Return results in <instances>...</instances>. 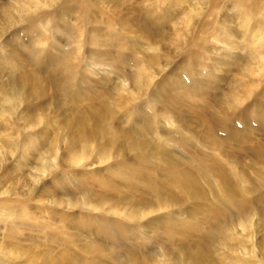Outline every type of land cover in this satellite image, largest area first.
Masks as SVG:
<instances>
[{"label": "rangeland", "instance_id": "obj_1", "mask_svg": "<svg viewBox=\"0 0 264 264\" xmlns=\"http://www.w3.org/2000/svg\"><path fill=\"white\" fill-rule=\"evenodd\" d=\"M35 1L39 3L38 14L40 15L38 16L37 14L35 20H32L34 22L33 26L28 24L23 27V25H20L18 30L11 28L6 32L0 30V35L4 33L0 37V45L5 44L4 41L14 40L12 50L4 53L0 66L2 67L6 63L16 61L22 71L21 75L13 74L11 77L0 75V98L4 99V101H0V130L2 131L0 135V150L3 151V162L0 165V264H22V261L27 258V254L29 256L32 251L37 253L34 256L35 264H44L42 256L49 257L53 261V264H62L59 260L61 256H68L72 259L73 261L70 260V264H130V258L137 264H191L190 259L185 257L186 251L189 249L193 252L194 248H191V246L194 243L197 245L201 244L203 247V242L199 238L202 237V234L216 243V235L219 233L217 228L223 219L231 221L232 232L235 239L238 240V245L229 252L225 246L215 244L214 246L217 247V251L213 253L212 257L214 259L231 257L235 260L234 263L227 262V264H241L243 261L248 264H264V214L260 213V210L264 211V188L259 187L261 184L259 178H264V174H259V167H252V161L254 163L256 159L250 152L244 153L246 156L244 155L240 159L237 154H234L238 151L234 152L233 146L229 145L225 149V152H229L228 155L226 153L228 159L235 156L242 163V177H239L240 179L235 178L230 170V174L233 177V181L231 182H235L236 184L234 185L236 186L238 181L240 184V181L245 180L248 190L246 191L245 189L243 191H246V194L240 200H248L251 203V207L247 209L244 216L252 220V222L248 221L246 224L252 223L254 226L252 227L249 224L248 227L245 226V229H243L241 226L235 225L236 221L240 220L243 216L238 214L235 206L229 209V202L216 205L224 211V214H221L210 223L208 219H211L212 215L208 217L210 208L207 205L188 201L177 203L176 205H172L167 200L159 202L154 192L142 186H136L137 179L130 186L126 180L118 177V172L123 170L125 173L130 174L129 176L138 175L146 177L151 187L155 189L161 187L160 189L164 194L168 188L167 185L169 186V181L159 174L160 171H155L156 174L155 172L154 174L156 176L153 174L152 177L145 171H150L149 165H155L165 173L162 169L169 170L165 161L157 157H151L150 155H148L149 159L142 155L138 157L136 152L139 150L131 149L134 143V135H139L143 139L146 137L149 139L148 136L142 134L144 126V122L140 120L142 117L139 119L133 118L130 114L131 109L126 107H124L125 110L123 111H115L113 116L104 120V125L106 126L105 132L97 138V144L100 142L104 145L102 153L98 154L95 151L97 144L91 143L88 154L85 156L87 162L72 164L70 157L72 155L82 157V152L80 148H70L69 135L71 134L69 129L65 127L70 122L64 124V121H73V118L77 120V115L81 113V109H87L89 106H83L75 102L72 107L69 105L70 108L64 110V115H66L64 118L61 110H58L54 106L53 100L43 103L44 100L32 91L26 79L28 75L33 74L35 71L46 72L47 75L52 73L60 65L57 63L50 64L52 61L47 59L49 52L53 56H57L60 54V51L64 52L68 50L69 46L66 41H72V39L81 41L82 39L84 41L82 46L83 57L81 65L77 67L79 70L75 72L78 78L74 79V83L75 87L80 88V92H82L84 98H88L89 100L91 94L93 95V98L89 100L91 101L90 103L92 101L96 103L105 100V94H108V98L111 94L114 95L113 89L121 91L125 96L131 91L134 92V89L129 88V84L133 85L131 83V74L136 73L138 65L150 66L149 57L158 58L160 56L158 63L162 62L163 65L160 68V72L153 71L154 86L149 88V91L148 89L145 90L142 93L143 95L138 96L139 98L135 101V96H133V101L130 102L131 108L134 106L133 108L135 109V104H139L141 101L148 99L151 94H155L159 88L158 82L162 78H167L168 73L172 71L176 74H185L184 70L192 64H194L196 74H201L202 71L204 73L201 77L200 75H196L198 80L200 79L199 81L205 79L204 76H207L205 72L209 70L213 75L215 74L214 77L217 78L219 86H222L221 88L223 89L217 95V101L222 105L221 99L224 98L225 92H231L229 88H232L237 83L239 84L238 81L245 79V74L238 73V68L242 67L244 63L237 62L238 64L236 63L235 67H238H234V69L233 66L229 65L224 44L217 42L220 36L218 31L214 29L219 28L220 24H232V27L235 28L234 21L229 19V17H235L233 5L235 3L230 0H204V2L201 0H104V2L103 0H84L86 3H88L87 1H93L94 3L99 2L101 5L100 8L92 7L87 14L84 13L80 6L81 0H59L60 3L58 5L55 3L57 0ZM7 4L8 1L6 0L0 1V17L2 15L1 10L7 8ZM58 11L60 13H68L65 17V22L68 25L72 24V26L70 25L72 28L73 25H76L75 23H79L80 21L79 31L76 30L74 33H78L77 38L76 35L73 38H68L69 33H66L64 29L61 37L53 36L54 31L60 32V27H63L62 24L56 26L55 24L57 23L53 21V16ZM183 11H187V14L189 13L188 11H193L196 14L199 13L198 16L193 18L190 27L187 24V20L190 17H182ZM86 14L88 19L87 21L85 19V22L81 20V16H86ZM46 15L50 21H44ZM40 20H43L41 24ZM177 22H179L180 26L186 25L184 32L178 30L184 41L187 36L190 37L192 35L193 39L188 38L191 44L194 46L201 41H207L205 44L206 49L201 50L196 48V46H192L193 49L189 50L188 44L185 45L186 43L183 46L178 43L172 45L170 40H167L169 42H165V38H176V32L174 31ZM142 24L151 27L150 34L153 36L151 38L154 41V45L140 37L142 36V31L139 28ZM41 25H44V27ZM2 26L3 23L0 18V27ZM109 27L113 29H108ZM81 28L85 33L80 30ZM155 28L161 29V32H158L157 35V32H153ZM109 30H111V36L114 35V31L115 34H118V41H115L118 44L115 48H112L110 45L108 47L107 42L104 41L107 39V35H109L106 31L109 32ZM97 31L101 33L99 38L102 40L100 43L102 44L101 49L103 51L110 48L114 54L118 52L122 56L126 55L130 63L123 65L108 63V65H112L110 67L107 66L106 61L94 64V61L89 60L87 57L92 55L96 49H99L98 46H100L94 45V42L88 40L95 39ZM48 34L51 37L45 43L44 49L46 52H43V56L38 60L39 54L35 56L26 48L32 45L36 39L41 41L42 37L48 38ZM91 36L93 37L91 38ZM63 40L65 41L63 42ZM132 40L140 41L139 48L132 50V46L128 47ZM56 41H58L59 46L57 45V47H59V51L50 48L51 45V47L56 46ZM44 42L42 41L41 43ZM240 42V46L242 47L243 42L241 39ZM131 45L134 46V43ZM150 47L151 49H149ZM192 51H197L199 55L201 54L202 61H193L192 54H190ZM10 54L17 55L16 58H13L15 60L10 58ZM112 57L114 55H111ZM217 57H219V63H216L214 60ZM165 59L167 60L164 63L163 60ZM38 63H41L40 68L37 66ZM117 66L121 69L117 68L116 70ZM243 71L248 72L247 65ZM124 79L127 80L125 82L127 87H125ZM256 80H261V83L264 84V77L258 76ZM182 81L184 83L185 80L183 79ZM188 82L189 80H187ZM2 87L6 90L1 91ZM75 87L72 89H75ZM102 89L108 91L110 95L106 92L103 93ZM52 91L54 90H51L50 93ZM50 93L46 99H50L52 95L55 96V91L52 94ZM212 93L213 91L209 92V95ZM241 94L240 92L238 96ZM87 95L90 97H86ZM97 95L98 98L101 97L100 99L103 96L105 97L99 100L96 98ZM191 96L184 97L179 102L183 106V109L185 106L188 108L194 103L192 105L194 112L210 108L213 111L214 109L217 111L218 105L214 104L215 101L210 106L197 95L191 94ZM10 99L13 101L8 103ZM189 99L190 101H188ZM226 99L225 97L223 101L225 102ZM187 102H190V105ZM8 105L14 109V112L12 115L7 116L6 121L1 115ZM254 109L255 107L252 108V114ZM191 111L185 112L191 113ZM244 113L247 115V110L239 109V112L234 115L237 118L242 117ZM164 117L168 119L162 118V132L159 131L158 134L160 137L164 136L167 139L165 132L170 131L169 138L172 140H167L170 142L165 147L173 148V146L178 145L179 150L187 149V154L180 155L178 153L176 156H179L182 162L189 160L192 166H196L198 160L191 157V154L195 150L189 147L183 140L177 141L175 138L174 133L176 130L182 131L186 135H184L185 137L189 136L187 130L179 126L174 116L164 113ZM184 121H196V118L194 116H186ZM88 125L95 128V125L91 121H88ZM246 128L250 130L254 129L251 126H247ZM198 130L199 128L197 129L196 125V136ZM261 134L262 132H256L253 134V137L264 142V136ZM219 136V139H221L222 135ZM199 137H202V134ZM10 142L17 144V148L12 150ZM191 143L194 147L201 148L202 143L200 140L195 139L194 143L192 141ZM163 144H166V142L163 141ZM250 145L254 147L251 143L247 144L246 147L248 146L249 149H252V147H249ZM24 147L29 148V150H23ZM229 148H233V151ZM210 149L215 150L216 148L211 146ZM48 150L52 151L47 152ZM208 150L206 149V152L203 154L206 159L203 162L212 164L221 163L225 160L224 158L219 159L217 156L211 155ZM40 167H42L41 171H39ZM32 176L35 177V181L33 182L30 180ZM154 176L156 177L155 180L158 179V182L153 181ZM164 180H166V183ZM240 186L241 184L236 186L238 190L241 188ZM162 188H165V192ZM141 194L144 195V198H142ZM117 195H122V200L119 203L116 202ZM6 201H9V203L14 201L15 204H20V209L15 208L13 203L10 206L13 208L10 212L8 209H3L1 203H7ZM146 203H150L151 206H147ZM213 206H215V203ZM14 210L16 213H13ZM22 210L27 211V214L29 213V217L33 221V224H31L34 225L36 230H27L21 221L22 219H18V215ZM49 210L52 212L51 217L49 216ZM195 210L205 213L198 215ZM135 214L138 215L137 218L134 217ZM162 217L168 218L162 220ZM169 217L172 220L175 217L177 222L169 220ZM63 223L68 233L74 237L73 244L63 237L61 233L58 232L57 234L56 229L61 227ZM179 223H190L195 228L188 229L187 226H182L180 230L174 231V226ZM118 225L124 226L121 234L118 233ZM169 231H172V233H168ZM17 232L21 236L17 240L19 245L15 249H18L17 253L22 259L9 263L1 256V249H10L9 240L12 241L13 238L16 240ZM28 234L33 237V244L28 240ZM54 234H57L58 241H54ZM204 246L206 247L205 244ZM209 246L211 245L203 248V255L206 261V257L210 254Z\"/></svg>", "mask_w": 264, "mask_h": 264}, {"label": "bare ground", "instance_id": "obj_2", "mask_svg": "<svg viewBox=\"0 0 264 264\" xmlns=\"http://www.w3.org/2000/svg\"><path fill=\"white\" fill-rule=\"evenodd\" d=\"M0 1H5V0H0ZM6 1H8L7 8L1 10L2 15L0 18H1V22L3 23V26L0 27V30H4L6 32L8 29H11V28L18 30L20 25H23V27H25L28 24L32 26L34 25V22L32 20H35V16L38 14L39 12L38 9L40 8V6H38L39 5L38 2H36L35 0H22V1L6 0ZM186 1H189V0H186ZM201 1L204 2V0H201ZM230 1L235 3L233 4L235 17L234 18L229 17V19H232V21H234L235 28L232 27V24L231 25L230 24H227V25L220 24V27L218 26L219 28H214V29L218 31V34L220 36V39H217V42L224 44V50L229 59V65L233 66V69H234V67L236 66L235 64L237 62L244 63L242 67L238 68L239 69L238 73L245 74L244 75L245 79L238 81L239 82V84L237 83L238 85L236 84L232 88H229L231 89L230 90L231 92H225V94L223 95L224 97L223 99H225V97L227 99L225 102L223 101V99H221L222 105H220V103L217 101V95L220 94L221 90L223 91V89L221 88L222 86L221 87L219 86L217 78L214 77L215 74L213 75L211 71L209 70L205 72L207 74V76H204L205 79H201V81H199L200 79L198 80L196 75H200L201 77L204 75V73L202 71L201 74L199 73L196 74L194 71V64H192L191 66H188L186 70H184L185 74H182V73L176 74V73H173L172 71L168 73L169 77L167 76V78H164V79L162 78V80L158 82L159 83V86L157 85L159 87L158 91L156 90V93L151 94L150 97L146 99L145 101H141V103L135 104V109L133 108L134 107L133 106L132 107L133 110H132L131 108L132 105H130L131 104L130 102L133 101V96H135V99H134L135 101L140 97L142 93L145 92V90L148 89L149 91V88L154 86L153 85V71L160 72V68L163 65L162 62L158 63V58L160 56L158 58L149 57L150 66L148 65L139 66L138 65L136 73H134L135 76L134 74H131V79H132L131 83H133V85L129 84L130 85L129 88L134 89L135 90L134 92L131 91L129 92L128 95L125 96L121 93V91L113 89L115 94L110 95L108 91H105L104 89H102L103 93L104 92L109 93L110 95L109 98L107 97L108 94L107 95L105 94L106 96L105 100H102L105 96H103V98L100 99L101 97L99 96L100 98H98V95H97L96 98L102 101H99L96 103L92 101V103H90L91 101L89 100L93 98L92 97L93 95L90 93L91 97L89 95L86 96V97L88 96L90 97L89 100L88 98H84V95H82V92H80V88L77 86L75 87V83H74V79L78 78L75 72L76 70H79L77 67L81 65V61L83 57L82 46L84 44V41H82V39L81 41H75V39H72V41H69V40L66 41L68 42V46H69L67 48L68 50H65L64 52L60 51V54L57 56H53V54L49 52V54L47 55V59L49 61H52L50 64L57 63L58 65H60L52 73L47 75L46 72L41 73V71L40 72L35 71L33 74L28 75L26 79L28 80L29 87L32 89V91L36 93L41 99L44 100L43 103H48V102H51V100H53L54 106L58 110H61L63 115H64V110L66 108L69 109L70 106L72 107V105L75 102H78L82 104L83 106H89L87 109H81V113L77 115V120L76 118H73V121H64V124L70 122L69 124L65 126L66 128L69 129V132L71 134L69 135L70 148L72 149V148L77 147V148H80L82 152V157L76 156V155H72L70 157V162L72 164L87 162V158L85 156L88 154L91 143L97 144V138L101 136L100 134H103L105 132L106 126L104 125V120L107 118L109 119L111 116H113L115 111H118V112L123 111L125 110L124 107H126L128 109H131L130 114L133 118L139 119L142 117V119H140L144 122V126L142 128V134L149 137V139L147 137L143 139L139 135H134L133 136L134 143L132 144L131 149L139 150L138 152H136L138 157L142 155L143 157L149 159L148 155H150L151 157H157L165 161L169 169V170L162 169L163 171H165V173H163L155 165H149L150 171H147L145 169L144 170L147 173H149L151 177L155 171H160L159 174L162 175V177L167 178V180L169 181V186L167 185L168 188L166 192L164 191L165 188H162V190L165 192L164 194L162 193L160 189L161 187L158 189L156 187V184H155V187L157 189H155L154 187H151L146 177L144 178L138 175L129 176L130 174L125 173L124 170L118 172V177L120 179L126 180L130 186H132L135 182V179H137V183H135L136 186H142L145 189L154 192V195L156 199L159 200V202L167 200L172 205H176L177 203L187 202V201L193 202V203H203L210 208L208 212V217L209 215H212V218H211L212 220L208 219L210 223H212V221L218 218L221 214H224V211H222L216 205L229 202L228 204L229 209L235 206L238 214L243 216L241 217L240 220L236 221L235 225L241 226L243 229H245V226L248 227L249 224L252 227L254 226L252 223L246 224V222L248 221L252 222V220L247 219V217L244 216L247 209L251 207V203L248 200H245V201L240 200L243 198V195L246 194V191L248 190V188H246L247 186H246L245 180L241 179L242 180L240 181L241 188L239 190H238V187H236L240 185L239 181L236 179V181H238L236 186L234 185L236 184L235 182L234 183L231 182L233 181L232 175L235 176V178L242 177L243 167H242L241 161H239L238 158H236L235 156L228 159V157L226 156V153L228 155L229 152H225V149L229 145L233 146L235 150L234 152L238 151L237 153H234V154H237V156L240 159L245 155L244 153L250 152L256 159L254 163L252 161V167H259L260 169L259 174L260 175L264 174V142L263 140H257L256 138L253 137V134H255L256 132H262L261 135L264 136V84L261 83V80L260 81L256 80V77L258 76L264 77V74H262L264 73V0H230ZM87 2L88 3L84 2V0L80 1V6L82 10L84 11V13H87V14L90 12L92 7L100 8L101 6L99 2L97 3H94L93 1L92 2L87 1ZM55 3L56 5H58L60 2L59 0H57ZM213 6H215V4H213ZM188 12L189 13L187 14V11H183L182 17L183 16L190 17L189 19L187 18L188 19L187 24L189 25L188 27H190L193 18L195 16H198L199 13L196 14L195 12L193 13V11H188ZM87 14L86 16L82 15L81 20L85 21L86 19L87 21L88 19ZM39 15L40 14H38V16ZM67 15H68L67 12L60 13V11L54 14L53 21L57 23L55 25L58 26L59 24L60 26L62 24L64 28L60 27L61 33L59 31H54L53 36L61 37V34H63V29H64L66 33H69L67 36L68 38H73L74 35H76V38H77L78 33L77 34H74V33L76 32V30L79 31L80 21L79 23H75L76 25H73V28H72L71 27L72 24H70L71 25L70 26L66 24L65 22V17ZM95 19L97 18L95 17ZM44 21H50L47 15ZM42 22L43 20L40 22V24ZM35 24L37 23L35 22ZM41 26L44 27V25H41ZM175 26H176V29L174 32H176V38L173 39L171 37V39L170 38L166 39L163 36L165 38L164 39L165 42L167 40H170L172 42V45H175L178 43L179 45H183V46L186 43L185 45L188 44L189 50L193 49L194 46H196V48H199L201 50L206 49L205 44L207 41H201L199 43H196L193 46L191 44V41L188 40V38L193 39L192 35L190 37L187 36L185 41L182 39V35L179 34L178 30L181 32H184L186 29L185 27L186 25L180 26L179 22H177ZM82 28L80 30L84 31ZM108 29H113V28L109 27ZM139 30L142 31V34H141L142 36L140 37L145 39L148 42H151L150 44L154 45V41L151 38L153 36H151L150 34L151 27L144 26V24H142ZM110 32L111 30H109V32L106 31V33L109 35H107V39H105L104 41L107 42L108 47L110 45L112 48H115L118 44V42L117 43L115 42V41H118V37H117L118 34H115V31H114V35L111 36ZM153 32H157L156 33L157 35L158 32H161V29L155 28L153 29ZM70 33L72 36L70 35ZM96 34H97L96 35L97 37L95 39L93 40L88 39V40H90V42L91 41L94 42V45H100V46H98L99 49H96V51H94L92 55L87 57L89 60L94 61V64H98L100 62L106 61L107 66H110L108 65V63L116 64V65H123V64L130 63L129 58L126 55H125L126 57L122 56L118 52L117 54L115 53L116 54L115 55L114 52L110 50V48H108L107 50L105 49L106 51H103V49H101L102 44L100 43L102 40L99 38L101 33L97 31ZM3 35L4 33H2L0 37H2ZM48 35H49L48 38L42 37L41 41L36 39L32 45L26 48L28 51H31L32 54L35 56L39 54L38 60H40V58L43 56V52L44 53L46 52V50L44 49V46H45V43H47V40L49 41V38L51 37L50 34ZM36 36L38 35L36 34ZM92 37L93 36H91V38ZM240 39L243 42L242 47L240 46L241 45ZM65 40H63V42ZM42 41H45V42L41 43ZM124 41L126 42V40ZM4 42L5 44L0 45V61L3 60L4 53H7L10 50H12L14 46L13 45L14 40L4 41ZM57 42L58 41H56V43ZM132 42L134 43V46L131 45L133 44ZM132 42L131 44L129 43L128 47L132 46V50L139 48L140 41L132 40ZM57 45L58 43L56 44V46H53V47H51L52 46L51 45L50 48H52L53 50H58L59 47H57ZM149 49H151V47ZM190 54H192L191 57L193 61H197V60L202 61L201 56H200L201 54L199 55L197 51L196 52L192 51V53L190 52ZM111 55H114V57L111 58ZM9 56L11 59L17 57V55L15 54H10ZM166 60L167 59L163 60L164 63L166 62ZM214 60L216 63H219L218 61L219 57L214 58ZM246 65L248 68V72L243 71L246 69ZM37 66L40 68L41 63H38ZM110 67H112V65ZM117 68L119 70L121 69L119 66L116 67V70ZM230 69L232 68L230 67ZM116 70L114 71L116 72ZM230 72L232 71L230 70ZM13 74L14 75L22 74L19 64L16 61L6 63L2 67L0 66V75L11 77ZM183 79L185 80L184 83L182 81ZM187 80H189L188 83H187ZM126 81L127 80L124 79V83ZM200 82H205V83L201 84ZM205 85L207 86L205 87ZM73 87H75V89H72ZM125 87H127L126 83H125ZM49 89L55 91V94H54L55 96L52 95L50 99H46L48 97V94L51 91ZM122 89H124V87H122ZM5 90H6L5 88L3 87L1 88V91H5ZM211 91H213L212 93L213 95L212 94L209 95V92ZM52 92L50 94H52ZM240 92L242 94L238 96ZM148 94H150V92H148ZM191 94L197 95L201 99H204L208 103V105L213 104V102L215 101L214 104L218 105L217 111L215 109L213 111L212 108L206 110L203 107L205 110L194 112L192 108V105L194 103L191 106H189L191 108L189 107L187 108L185 106L186 108L184 107L183 109L182 108L183 106H181L179 102L182 101L184 97H187L189 95L191 96ZM0 101H4V99L0 98ZM10 101H13V100L12 99L8 100V103ZM188 101H190V99ZM253 107H255V109L252 114ZM239 109H244L245 111L247 110V115H245L244 113L242 117L236 118L234 114L239 112ZM185 111H191V113L185 112ZM13 112H14V109L10 105H8L6 109L3 110V113L1 116H3V119L7 121V116L12 115ZM164 113L174 116L177 122L179 123V126L187 130V134L189 135L187 137H185L186 135L180 130H176L174 134H175V138L177 141L183 140L189 147H192L195 150L191 154V157L198 160V163L196 166H192L189 160L182 162L180 160V157L176 156L178 153L180 155L187 154L186 153L187 149L179 150L178 145L173 146V148L165 147L167 143L172 140L171 138H169V135L171 134L170 131L165 132L167 139L164 138V136L160 137L158 134L159 131L162 132L161 130L162 118L168 119L167 117H164ZM65 116L66 115H64V118ZM186 116H194L196 118V121H184ZM88 121H91V123L95 125V128L90 127L88 125ZM252 123L254 126L252 125ZM196 125H197V129L199 128L197 132V136L195 135ZM247 126H251V128L254 127V129L250 130L246 128ZM1 134H2V131L0 130V135ZM201 134H202V137H199V135L201 136ZM219 135H222L221 139H219L220 138ZM195 139L200 140V142L202 143L200 149L197 147H194L193 144L191 143V141L194 143ZM167 140H170V141H167ZM163 141H165L166 144H163ZM249 143L254 145V147H252L251 145L249 146V147H252V149H249L248 146L246 147V145ZM17 146L18 145L15 144L14 142H10V148L12 150L16 149ZM103 146L104 145L98 142L97 147L95 148V151L98 154H101ZM211 146L215 147L216 149L211 150L210 149ZM206 149H209L208 151L211 155L217 156L219 159L224 158L225 160L222 161L221 163H212V164L203 162V161H206L205 157L203 156V154L206 152ZM232 149L233 148H231L230 150ZM23 150H29V148L24 147ZM50 151L52 150H48L47 152H50ZM2 153L3 151L0 150V162H1L0 165H2V162H3ZM41 169L42 167L39 168V171H41ZM43 169L45 170L44 166H43ZM230 170H231L232 175L230 174ZM155 176H154V180L152 179L153 181L158 180V179L155 180L156 178ZM30 180L32 182L35 181V177L33 176L32 178L30 177ZM164 181L166 183V180ZM259 181L261 183V184L259 183L260 184L259 187L264 188V178H259ZM170 185H174V186H170ZM250 185L252 186L251 183ZM160 186L162 185L160 184ZM245 189L246 191L243 192ZM121 196H118L116 198L117 203H119V201L122 200ZM141 196L142 198H144V195L141 194ZM6 202L7 203L5 202L1 203V206L3 207V209H8L10 212L13 209L12 207H10L12 206V203L15 208L17 207L18 209H20L19 208L20 204L17 205L14 203V201H12V203H9V201H6ZM214 203H215V206H213ZM146 205L151 206L150 203H146ZM195 211L198 215H202L203 213H205L199 210H195ZM13 213H16L15 210ZM260 213L264 214V211L260 210ZM51 215H52V212L50 211L49 216L51 217ZM134 217L137 218L138 215L135 214ZM166 218L168 217H162V220H165ZM18 219L19 220L22 219L21 221L22 223H24L23 225H25L27 230L31 229V231H33V229H35L34 225H32L33 221L30 219L29 213L27 214V211L22 210L20 214L18 215ZM169 220L174 221L175 223L177 222V219L175 217H173V220L171 219V217H169ZM182 226H187L188 229L195 228L190 223L188 224L179 223L176 226H174L173 230L178 231L180 230ZM56 230H57V234L58 232L61 233L63 237H65L67 240H69L70 243L73 244L74 237L68 233L67 229L65 228L64 223L62 224L61 227L57 228ZM123 230H124V226L118 225V233L121 234ZM217 230L219 233L216 235L217 236L216 243L213 242L209 237H205L202 234V237H199V238H201L200 241L203 242V247L201 244L197 245L196 243H194L191 246V248H194V251L191 252L189 249L186 251L185 257L190 259L191 264H202V263L227 264V262L229 263L235 262V260H233L231 257H225L222 259H214L212 257L213 253L217 251V247L214 246L215 244H220L222 246H225L229 252H231L236 247V245H238V240L235 239L233 235L232 223L229 219H223L221 223L219 224ZM168 233H172V231H169ZM57 234L53 235L54 241L59 240V238L57 237ZM20 236L21 235L19 234V232H17L16 240L15 238H13L12 241L9 240L10 244L9 243L8 244L11 250L3 249V248L1 249V256L9 263L12 261L15 262V261H18L19 259H22L19 257L17 253L18 249H15V247L19 245V242L17 240ZM27 236H28L27 238L30 241V243L33 244V241H34L32 239L33 237L30 236L29 234ZM204 244L206 245V247L207 245H211L209 246L210 254L206 257L207 261L205 260L204 255H203V248H206ZM36 255L37 253H34L33 251L30 252V255L28 256L27 254V258L22 261V264H35L34 256ZM238 256L239 258H241L240 255ZM42 257H43L44 264H53V261L50 260L49 257L47 256H42ZM59 260L62 262V264H70V260L72 259H70L68 256H61ZM130 264H137V263L130 258ZM241 264H248V263L243 261Z\"/></svg>", "mask_w": 264, "mask_h": 264}]
</instances>
